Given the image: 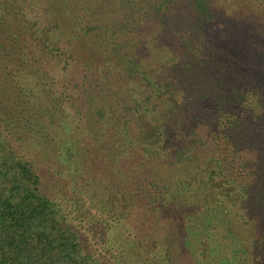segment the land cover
Here are the masks:
<instances>
[{
	"label": "trees",
	"instance_id": "trees-1",
	"mask_svg": "<svg viewBox=\"0 0 264 264\" xmlns=\"http://www.w3.org/2000/svg\"><path fill=\"white\" fill-rule=\"evenodd\" d=\"M10 75L46 100L59 160L88 154L135 201L144 264H264V0H0L4 94ZM28 156L0 131V264H112Z\"/></svg>",
	"mask_w": 264,
	"mask_h": 264
},
{
	"label": "rangeland",
	"instance_id": "rangeland-1",
	"mask_svg": "<svg viewBox=\"0 0 264 264\" xmlns=\"http://www.w3.org/2000/svg\"><path fill=\"white\" fill-rule=\"evenodd\" d=\"M144 32L150 43H154L159 30L155 25H145ZM7 75L8 72L4 73L3 78L6 79ZM12 80L15 78L10 75L6 80L9 82L5 84L9 94L0 92V103L1 100L6 101L9 109L2 116L0 105V131L3 137L12 147L38 162L47 195L59 202L91 253L104 263L115 264L119 257H127L132 264H144L142 250L135 248L134 238L138 236L137 232L146 236L150 230L143 225L139 228L135 216L140 210L133 209L135 201L123 193H113L111 183L103 176V164L95 163L88 154V159L81 163L69 165L60 161L56 153V141L50 140L55 136L44 130L51 120L46 110V100L39 97L35 83L28 85L20 81L18 86L27 89L20 92L17 82L13 83ZM33 87L35 91L31 95ZM18 105L21 107L17 110ZM22 107L26 109L25 113L19 112ZM74 113L75 110L66 104L57 109L58 119L66 121L71 120L70 115ZM18 115L27 117L23 120ZM31 116L32 121L28 122L27 118ZM39 144L42 149L37 147ZM148 258L153 261V255Z\"/></svg>",
	"mask_w": 264,
	"mask_h": 264
}]
</instances>
